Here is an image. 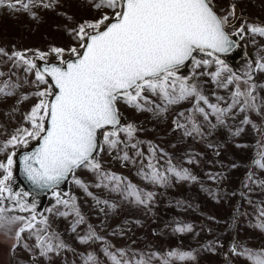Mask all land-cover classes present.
Wrapping results in <instances>:
<instances>
[{
	"label": "snow or ice",
	"instance_id": "1",
	"mask_svg": "<svg viewBox=\"0 0 264 264\" xmlns=\"http://www.w3.org/2000/svg\"><path fill=\"white\" fill-rule=\"evenodd\" d=\"M56 2L40 0L45 8ZM36 3L37 0L15 3L0 0V8L23 9L31 14L30 5ZM89 3L101 14L95 20H84L68 29L75 41L67 49L69 58H65L66 49L62 47L37 51L35 58L0 49V56L7 57L14 67L22 64L25 72L34 75L33 80L25 83L34 86L35 91L20 96L18 102L27 101L30 96L36 99L24 114V124L0 142V154L6 156L0 161V231L11 234L15 229L12 250L23 247L32 255V264H40L37 256L53 264V256L75 252L53 227L54 219L59 218L68 221L67 230L75 234L80 245L99 242L100 251L110 264L194 261L193 251L178 248L165 252L137 253L130 248L113 251V245L88 223L77 196L62 185L81 189L107 217L121 203L150 210L156 193L106 169L105 153L123 167L136 168V175L154 186L170 187L173 179L199 181L189 168L174 163L172 156L151 142H147L145 153L141 145L146 142L136 135L140 129L133 122H122L120 105L167 118L175 106L187 103V108L174 112L172 131L178 132L182 139L204 141L213 149L219 145L209 137L218 129H228L236 137L245 131L244 126L251 125L260 136L252 165L264 171V126H257L250 118L251 113L264 118V95H261L264 83L257 82V74L264 73V55L260 54L264 46L243 69H234L226 60L238 47L233 37L243 39L247 33L264 37V26L245 21L229 32V19L237 18L235 6L222 16L215 11L213 0H89ZM50 54H55V63L49 62ZM36 60L43 64H37ZM4 76L8 78L0 80V97H13L21 85L9 74L0 72V77ZM209 84L214 87L207 88ZM241 116L239 126L233 129L229 121ZM186 162L197 163L194 155H189ZM14 168L27 182V189L14 187ZM81 171L91 174L94 182H86L79 175ZM206 175L218 182L219 174ZM253 175L249 172L245 187L254 183L264 189V180H254ZM92 188L115 194L119 202L102 199ZM207 191L216 197L214 191ZM44 194H50L54 203L38 211L37 197ZM248 203L253 201L249 199ZM260 205L264 201L256 206L259 219L256 227L264 232V207ZM82 225L85 228L80 234L78 229ZM173 231L191 232L193 227L177 222ZM25 234L33 241L31 245L25 242ZM229 251L246 258L250 264H264V249L253 250L237 241ZM79 255L81 264H100L94 252Z\"/></svg>",
	"mask_w": 264,
	"mask_h": 264
},
{
	"label": "rangeland",
	"instance_id": "2",
	"mask_svg": "<svg viewBox=\"0 0 264 264\" xmlns=\"http://www.w3.org/2000/svg\"><path fill=\"white\" fill-rule=\"evenodd\" d=\"M11 2L15 3L16 0ZM48 2L50 0H43V3ZM43 3L37 0L35 5H30V13L35 18L23 9L13 11L6 7L0 8V49L8 53L19 51L30 57L37 51L49 52L51 47H62L66 49L64 55L69 54L67 49L75 41L68 29L84 20H95L101 14V10L92 8L89 0H57L50 8L43 7ZM213 3L222 16L235 6L237 18L229 19V30L239 27L245 21L264 26V0H213ZM242 40L247 49V59L239 66L228 63L234 69H243L249 59L254 61L256 53L264 46V37L259 35L247 33ZM260 54L264 55V51ZM49 57H55V54H50ZM23 68L22 64L14 67L7 57L0 56V72L9 74L13 81H19L21 85L15 96L0 97V142L7 140L24 124V114L36 103V99L31 96L27 101L18 102L20 96L30 95L35 91L34 86L25 83V80H33L34 75L25 72ZM7 78L8 76L0 77V80ZM257 82L264 83V73L257 74ZM213 87L211 84L207 85L209 89ZM220 94L225 93L220 91ZM261 95H264V91ZM188 106L187 103L175 106L167 114V118H157L147 112L138 113L125 105H120V108L125 116L124 123L133 122L140 129L136 135L146 142L141 145L145 153L148 149L147 142H151L172 156L174 163L189 168L199 177L198 182H175L173 179L170 187L154 186L141 180L136 175V168L131 165L123 167L119 161L105 153L103 162L106 169L126 176L132 183L156 193L150 210L121 203L115 212H109L106 217L81 189L75 185H67L66 190L77 196L88 223L113 245V251L117 248H130L137 253L165 252L178 248L193 251L196 257L194 261L178 264H250L246 258L233 255L229 249L237 241L253 250L264 249V232L256 227L259 223L256 206L264 201V189L254 183L245 187V178L249 172L254 174V180H264V171L252 165L260 136L251 125H246L245 131L236 137L231 136L228 129H218L209 137V140L219 145L218 149L207 147L204 141L182 139L178 132L172 131L171 121L175 111ZM250 118L257 126H264V118L256 113H251ZM240 119L242 116L229 121L233 129L239 126ZM217 151L219 155L216 154ZM189 155H194L197 163L188 164L186 160ZM5 159L6 156L0 154V161ZM208 173L219 174L218 182L209 180L206 175ZM79 175L86 182H94L91 174L85 171H81ZM207 189L214 191L216 197L210 196ZM90 190L102 199L119 202V197L115 194L96 188ZM249 199L253 201L252 204L248 203ZM52 203L54 201L49 194L41 211ZM177 222L192 225L193 231L174 232ZM53 227L75 249V252L66 251L60 256H53V264H81L79 254L88 251L97 255L100 264H110L100 251L99 242L80 245L76 241L75 234L67 230L68 221L63 218L54 219ZM84 228L82 225L78 229L80 234H83ZM14 232L15 229L11 234L0 231V264H32V255L23 247L12 250L15 243ZM25 242L29 245L33 243L27 239V234ZM36 258L40 260V264H48L44 258Z\"/></svg>",
	"mask_w": 264,
	"mask_h": 264
},
{
	"label": "water",
	"instance_id": "3",
	"mask_svg": "<svg viewBox=\"0 0 264 264\" xmlns=\"http://www.w3.org/2000/svg\"><path fill=\"white\" fill-rule=\"evenodd\" d=\"M215 11L219 14V12L215 9ZM220 15V14H219ZM229 32H231L233 29H227ZM233 39L237 40L238 42V47L236 49H234L233 53L229 54L226 57L227 62L232 65V66H239L241 64H243L246 59H247V49L245 46V43L243 42L242 39L239 38V36L233 37ZM30 58H35V54H32L30 56ZM65 58H69V54L65 55ZM49 62L55 63L56 62V57H48ZM37 64H43L42 61L40 60H36L35 61ZM122 122H125V116L123 114V120ZM35 142H33L34 144ZM21 151H23V149H21ZM14 175L16 177V184L14 185V187L19 188V187H24L25 189H27V182L23 179L22 174L14 168ZM68 184L62 185V188L64 190H66ZM49 194H44L41 195L40 197H37L38 200V211H41V209L43 208L45 202L47 201Z\"/></svg>",
	"mask_w": 264,
	"mask_h": 264
}]
</instances>
